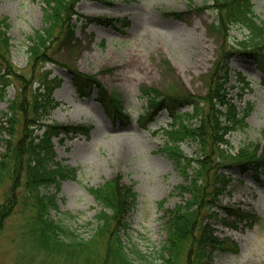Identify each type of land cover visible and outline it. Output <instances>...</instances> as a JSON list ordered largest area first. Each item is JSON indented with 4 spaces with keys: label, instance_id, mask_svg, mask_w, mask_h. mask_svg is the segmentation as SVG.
I'll list each match as a JSON object with an SVG mask.
<instances>
[{
    "label": "rangeland",
    "instance_id": "obj_1",
    "mask_svg": "<svg viewBox=\"0 0 264 264\" xmlns=\"http://www.w3.org/2000/svg\"><path fill=\"white\" fill-rule=\"evenodd\" d=\"M250 3L256 23L264 28V0ZM211 7L208 0H78L70 17L75 26L71 36L63 40L65 30L60 33L56 29L55 38L45 50L47 59L32 75L27 38L45 27L44 1L0 0V19L5 18L9 26L5 58L9 71L15 74L6 98L0 100V125L5 122L1 113L7 101L21 91L19 81L30 82L46 72L48 78L61 80L51 95L54 105L46 114L41 112L40 124L81 128L85 135L70 133L52 140L53 161L76 174L61 181L56 193L52 187L47 191L55 194L58 207L52 215L75 228L80 237L88 239L93 234L101 210L88 190L117 177L134 194L125 214L130 230L128 244L152 261L156 258L165 239L161 218L165 210L183 203L186 196L182 198L176 189L186 181L164 148V131L169 129L171 113L151 103L161 96H204L205 82L220 46L233 48L247 34L231 26L221 42L210 30L211 22L217 19ZM228 68L226 99L238 117L246 115L247 126L226 136L229 153L234 155L243 143L261 141L264 87L261 73L251 61L232 56ZM76 75L92 76L104 93L113 95L121 105L122 115L105 114L97 101V87H91L87 94L79 93ZM242 82L248 87H242ZM186 105L173 110L190 112ZM20 129L19 122L16 138ZM179 148L191 158L197 145L188 140ZM3 151L1 143L0 156ZM221 173L228 183L213 199L216 207L209 214L215 215L207 217L205 223L224 245L210 253L208 250L204 262L264 264V187L251 172L240 174L234 166ZM6 192L8 184L0 187V204ZM225 209L241 211L246 217H227ZM21 224L19 211L7 219L0 233V264H58L56 259L21 246L17 238Z\"/></svg>",
    "mask_w": 264,
    "mask_h": 264
},
{
    "label": "trees",
    "instance_id": "obj_2",
    "mask_svg": "<svg viewBox=\"0 0 264 264\" xmlns=\"http://www.w3.org/2000/svg\"><path fill=\"white\" fill-rule=\"evenodd\" d=\"M43 1L45 27L27 38L32 75L47 59L45 50L55 38L56 29L60 33L65 30L62 37L65 40L75 27L70 23V17L78 0ZM208 1L212 2L211 8L217 15L210 30L221 42L225 41L231 26L240 27L247 34L233 48L220 46L205 82L204 96H161L151 103L155 108L163 106L171 113L169 129L164 131L167 139L164 148L186 181L176 189L182 198L186 196L183 203L165 210L161 218L165 239L154 261L133 244H128L130 230L125 214L132 205L134 194L117 177L99 188L88 190L101 207L95 218L94 232L88 239L80 237L66 221L52 215V212L57 213L58 207L55 194L47 189L52 187L56 193L61 181L73 179L76 174L75 170L65 169L53 161L52 140L70 133L85 135V130L55 124L41 126L40 117L54 105L51 95L61 83L55 77L48 78L47 72L35 79L33 76L30 82L19 81L21 91L7 101V108L1 113L5 122L0 125V144L4 145L0 156V187L8 184L9 192L4 193L0 204V233L7 219L19 211L22 224L17 238L21 246L56 259L58 264H205L207 251L210 253L216 246L224 245L212 236L205 223L207 217L215 215L209 214L216 207L213 199L228 183L221 170L234 166L240 174L251 172L255 181L264 187V133H261L260 142L243 143L234 155L228 150L226 136L247 127L246 115L238 117L235 107L226 99L224 86L229 78L228 62L236 55L251 61L260 71V84L264 87V28L254 19L250 0ZM8 29L6 19H0V100L6 98L15 75L9 71V60L5 58L9 47ZM75 79L76 89L83 95L91 87H97V101L108 117L122 115L121 105L113 95L104 93L92 76L76 75ZM241 86L248 87L243 82ZM185 104L191 108L190 112H174L176 106ZM19 122L21 129L16 138ZM39 130L42 132L37 134ZM188 140L197 145L196 154L191 158L179 148L180 143ZM17 192H20L19 196ZM225 211L227 217H246L238 210Z\"/></svg>",
    "mask_w": 264,
    "mask_h": 264
}]
</instances>
